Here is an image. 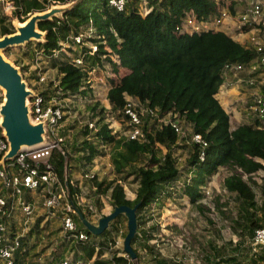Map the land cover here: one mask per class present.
<instances>
[{
	"label": "trees",
	"instance_id": "trees-1",
	"mask_svg": "<svg viewBox=\"0 0 264 264\" xmlns=\"http://www.w3.org/2000/svg\"><path fill=\"white\" fill-rule=\"evenodd\" d=\"M68 1L71 0H14L16 5L14 17L24 20L28 13L43 11L52 3ZM138 3L139 0H126L124 8L118 10L109 5L108 0H76L72 6L64 9L62 18L54 15L51 19L38 22V27L46 33L45 40L36 44L42 55L47 57L53 50L61 47L60 42L65 41L69 34L78 32L81 24L92 19L100 34L104 35L96 38L98 54L94 56L92 62L103 65L104 58L101 59L100 55L105 52L104 44L101 43L104 38L119 61L118 63L111 61L110 53L105 57V60L112 63V74L118 73L119 67L124 70L117 76L110 75L109 78L111 85L106 98L111 111L116 110L118 117L123 116L126 96H131L136 100L137 110L150 106L157 114H142L141 139L127 138L123 134L116 137L108 123L103 121L102 103L98 100H95V104L87 103L91 115L99 116L96 123L98 130L93 133L96 140L82 137L72 143H66L69 137L65 136V130L74 124L61 126L60 144L65 154L54 149L52 160L55 172L62 182L67 180L72 197L76 188L71 181L75 180L74 174L77 171L80 175L75 182L78 183L81 179L83 182L91 180L92 186L96 187L98 192L106 176L99 177L96 174L94 177L84 178L81 175L84 171H89L88 167L91 166L93 159L101 152L103 146L100 145L108 143L112 146L111 162L117 176V179L108 183V187H111V204L133 206L138 203L137 222L145 223L144 210L159 201L164 194H170L168 190H173L182 176L172 153L167 151L162 157H157L154 147L155 142L170 146L179 137V133L170 123H158V117L170 112L172 118L177 115L190 123L191 131L200 133L208 143L203 150L202 158L199 154V145L193 143V151L189 154L187 165V173L190 171L193 175L189 182L185 184L183 182L180 194L186 195L191 202L198 201L203 196L200 185L205 182V178L215 173L219 166L231 164L240 172L231 173L224 178L225 188L235 192L245 206H253L255 193L250 182L242 175L251 174L263 167L264 128L252 123H243L230 129L229 114L214 95L223 81V64L228 61L247 62L251 60L253 52L225 31H201L192 34L175 31V26L185 11L192 9L198 16L204 17L213 12L215 10L213 0H147L146 5L150 10L145 14L140 12ZM5 18L6 16L0 14V35L15 30L12 19ZM9 48L5 49L6 53ZM62 56L63 58L50 56L49 66L61 73L58 78L59 85L80 103L79 96L91 94V88L87 83L88 75L63 52ZM97 104L100 110L96 113ZM81 128L84 135H87L89 132L87 120ZM145 156L149 159L141 161ZM150 161L153 164H150ZM131 175H134L131 181L137 182V188L135 197L129 199L125 195L123 183L130 182ZM73 199L78 204L75 197ZM78 205L84 211V215L89 217L87 210ZM73 217L80 227L84 228L75 213ZM117 217L122 218L127 232L126 217L123 214ZM119 222L112 221L109 224L110 227L103 234L105 240L114 239L112 230ZM256 227H264V219L260 221L253 212H248L245 228L252 238ZM150 238L151 235L147 234L145 229H137L131 240L136 254L137 246L149 242ZM77 245L82 247L87 258L91 257L94 252L93 245H85L81 241H78ZM145 247L150 257L154 259L158 251L154 252L147 244ZM254 247L256 245H252L253 249ZM119 251L125 253L123 250ZM252 253L254 254L252 262L264 263V251L254 253L253 250ZM129 259V256L123 255H114L111 259L96 257L90 264H127ZM86 261L78 264H86ZM215 262L245 264L234 256L221 257ZM17 263L24 264L22 260ZM53 263V260L43 262L30 260L27 264Z\"/></svg>",
	"mask_w": 264,
	"mask_h": 264
},
{
	"label": "built area",
	"instance_id": "built-area-1",
	"mask_svg": "<svg viewBox=\"0 0 264 264\" xmlns=\"http://www.w3.org/2000/svg\"><path fill=\"white\" fill-rule=\"evenodd\" d=\"M125 2L126 0H109V4L119 10L124 8ZM8 3V8L16 7L14 0ZM215 4V10L206 17L198 16L192 9L185 11L176 24L175 31L192 34L226 29L231 30L233 37H241V43L253 52L251 60L225 62L222 71L225 79L231 76L230 79L238 83L240 109L247 121H256L264 127V0H247L243 7L235 13L227 4L221 5L217 0ZM149 10L150 8L144 6L143 12L142 10L140 12L147 13ZM227 24L230 25L228 28H226ZM99 37H104V35L100 34L95 22L90 19L80 25L78 32L69 34L65 41H61V47L53 50L49 56L59 57L62 52L65 53L86 71L87 83L90 84L89 74L105 66V57L111 52L110 46L107 47L103 38L101 43L104 44L105 52L100 55L101 59L104 58L103 65L92 62L94 56L98 54V45L95 41ZM37 79L40 82L45 81L48 90L44 93L34 91L29 98L28 107L32 121H44V142L33 146H22L12 158L2 161L9 142L3 128L0 131V264H18L17 262L21 260L23 263L34 260L35 257L29 255V250L41 243L40 237H45L42 231L51 235L49 233L54 229V225L59 230V240L51 237L49 243L43 241L48 244L47 249L49 248L48 252L51 253L50 256H44L48 257L47 260L55 261L53 264H72L74 244L78 241L83 244L95 242L92 235L80 228L73 217L75 210L68 199L66 180L64 182L60 180L54 170L55 164L52 160L54 149L61 150L65 154L60 144L62 137L59 135V128L62 126L64 115L74 96L63 89L57 79L49 80H53V86H49L50 82L47 81L45 75L39 74ZM135 101L131 96L126 97L123 116L119 119L123 135L127 138L141 139L142 114H156V112L154 113V109L150 106L137 110ZM235 109L232 107V110ZM158 120L164 124H172L175 130H182L181 125L173 120L169 113L158 117ZM97 122L92 119L87 120L92 133L98 130ZM191 138L193 142L199 144V154L202 158L203 150L208 144L207 141L197 132L192 133ZM88 168L89 171H84L82 177H94L98 174L95 166ZM71 184L76 188L73 197L77 202L83 204L87 211L96 210L97 204L93 200L86 201L83 198L79 191L81 187L74 179ZM101 214H97L96 217ZM63 240L68 242L66 249L68 254L55 259L52 252L56 251L57 243ZM95 244L97 251L101 244ZM115 244L108 241L103 245L105 251L102 255L111 258V248ZM253 244L264 248V227L255 228ZM79 261V259H74L75 263Z\"/></svg>",
	"mask_w": 264,
	"mask_h": 264
},
{
	"label": "rangeland",
	"instance_id": "rangeland-1",
	"mask_svg": "<svg viewBox=\"0 0 264 264\" xmlns=\"http://www.w3.org/2000/svg\"><path fill=\"white\" fill-rule=\"evenodd\" d=\"M11 0H0V14L6 16L5 19H13L12 21L19 20L14 17L13 9L16 7L8 8ZM76 0H71L65 3H52L51 6H67L70 7ZM216 0H214L215 2ZM221 5H229L232 12L235 13L243 7L246 0H217ZM147 0H139V9L143 12V7L146 5ZM66 7V8H67ZM58 16L62 18V14L58 12ZM30 13H28V16ZM13 17V18H12ZM220 27V26H219ZM44 31V30H43ZM231 31V30H227ZM45 39V34L41 41ZM37 39H31L30 42L23 43L21 45L8 46L7 52L4 49L5 54L14 61L21 70L23 78L27 86L34 91L45 92L47 91V83L45 81H38V75H45L47 81L50 79L58 80L60 77L59 71L56 68L49 66V58L42 55L39 51ZM108 47V45H107ZM108 49V48H107ZM37 51V52H36ZM39 51V52H38ZM111 61L117 62L118 57L114 52H110ZM56 57V56H53ZM59 58H63L62 54ZM111 62L105 61V66L95 70L91 75L89 74L91 94L84 97L79 96L80 103L75 99L71 101L70 107L66 110L62 126L74 124L73 127L65 130V136L69 137L66 143H72L76 139L82 137H88L96 140L93 137V133L89 130L87 135L82 132L81 126L88 119H92L95 122L98 121L99 116L91 115V109L87 107V103H94L95 100L100 101L104 107L103 121L108 123L111 131L115 133L116 137L122 135L123 130L119 117L116 115V110L111 111V106L106 98L107 90L110 87V75L117 76L124 70L119 67V72L112 74ZM228 78H232L229 76ZM49 86H53V80L49 81ZM227 82H230L228 79ZM226 85V84H225ZM232 86V85H231ZM240 87H236L229 99L228 104L224 109L229 114V127L230 129L236 128L238 125L247 123V119L241 112V102L238 91ZM230 92V91H229ZM228 92V93H229ZM127 97V96H126ZM3 100V91L0 89V103ZM86 103V104H85ZM231 104L235 106V110H232ZM96 113L100 110L99 105H96ZM79 111H82L80 114ZM249 119V118H248ZM73 120H76L74 122ZM184 120V119H183ZM185 121V120H184ZM254 123L255 121H250ZM160 123V121H158ZM183 123L182 130H176L179 133V137L175 143L170 146L164 144H158L155 142V152L157 157H162L167 151H170L176 159V164L182 176L180 182L173 188L168 190L170 194H164L156 201L150 208L144 210L146 218L145 223L137 225L138 228L145 229L147 234L151 235L149 242L143 245L137 246V253L135 258H130L127 264H156L150 257V253L146 250L147 244L154 252H157V258L165 260V264H216L215 261L221 257L234 256L242 263L245 264H264L262 261L252 262L254 254L264 251V248L254 247L253 238L249 235L245 228V224L248 221V212H253L254 216L260 221L264 219V164L256 172L251 174L243 173V178L250 182L251 187L255 193V204L253 206H245L242 200L237 196L235 192L227 190L224 186V178L231 173L240 172L239 169L231 164H225L219 166L215 173L205 178V182L200 185V191L203 194L201 199L196 202H191L187 196L181 195L180 187L183 182H189L191 180L192 172L187 173L188 169V157L193 151V141L191 134L192 125L190 123ZM0 126V131H1ZM79 146V145H78ZM101 149V152L93 159L91 166H95L98 170V176H106L102 188L96 192V187H92L91 180L78 181L81 187L80 193L86 201L93 200L97 205V209L91 211V214L97 215L100 213H108L112 210L110 191L111 187H108V183L117 179L111 162V145L105 143ZM148 157H142L141 161H147ZM143 162V163H144ZM149 162V161H148ZM150 164H153L150 161ZM100 169V170H99ZM105 170V171H104ZM104 171V172H103ZM80 173L77 171L74 174L75 180L79 179ZM187 175V177H185ZM134 175H131L130 182L123 183L125 193L128 198L135 197V191L137 188V182L132 180ZM117 181V180H116ZM119 181V180H118ZM111 186V185H110ZM127 191V192H126ZM81 205V204H80ZM84 207V205L82 204ZM101 206V207H100ZM85 208V207H84ZM86 209V208H85ZM120 215V214H119ZM116 216L112 221H120L116 223L113 229L114 238L117 239L116 246H113L111 250L113 253L123 250V239L126 233L125 225L122 218L117 219ZM111 221V223H112ZM119 228H123L122 232L118 235ZM116 231V232H115ZM45 235L44 238L40 237L41 243L32 247L29 250V255L34 256V260L43 261L47 260L50 256L48 244L50 238H57L59 240V230L55 228L47 235L45 231L41 232ZM97 238V237H96ZM96 238L94 240H96ZM105 239V236H104ZM64 240L57 243V248L54 254L55 259L68 254L66 251L68 242L64 244ZM47 245L46 247H44ZM118 248V250L116 249ZM122 253V252H121ZM125 254V253H123ZM73 259H80L81 262L85 260V253L82 248L76 244L73 245ZM126 255V254H125ZM152 255V254H151ZM28 262L24 263L27 264Z\"/></svg>",
	"mask_w": 264,
	"mask_h": 264
},
{
	"label": "water",
	"instance_id": "water-1",
	"mask_svg": "<svg viewBox=\"0 0 264 264\" xmlns=\"http://www.w3.org/2000/svg\"><path fill=\"white\" fill-rule=\"evenodd\" d=\"M66 7L51 6L43 11H33L24 20L12 21L15 27L13 32L0 35V89L3 91V100L0 103V126L9 142L7 151L2 156V161L12 158L22 146H33L43 143L45 140L44 121H32L29 116L28 101L34 94V90L27 86L20 68L4 53V49L8 46L21 45L31 39L41 41L46 31L38 27V22L51 19L54 15H59L58 12L62 14ZM65 187L70 204L79 220L88 232L94 235L103 234L109 223L119 214L126 217L127 232L123 239V250L130 258H135L136 252L132 247L131 240L137 231L136 208L138 203L133 206L128 204L115 205L111 211L93 222L86 218L71 197L67 180Z\"/></svg>",
	"mask_w": 264,
	"mask_h": 264
},
{
	"label": "clouds",
	"instance_id": "clouds-1",
	"mask_svg": "<svg viewBox=\"0 0 264 264\" xmlns=\"http://www.w3.org/2000/svg\"><path fill=\"white\" fill-rule=\"evenodd\" d=\"M214 1V0H213ZM247 1V0H246ZM246 1L244 2V4L246 3ZM108 3H109V0H108ZM214 4H215V2H214ZM110 5V4H109ZM145 6H147V5H145ZM215 6H216V4H215ZM117 9V8H116ZM15 10V9H14ZM13 10V11H14ZM119 10V9H118ZM122 10V9H121ZM142 13V12H141ZM142 14H145V13H142ZM221 31H225L226 33H228V34H230L231 35V32L230 31H227L226 29H220ZM216 31H218V30H216ZM196 33V32H195ZM232 36V35H231ZM233 37V36H232ZM234 39H235V37H233ZM236 40H238V39H236ZM239 40H241V39H239ZM238 40V41H239ZM241 42V41H240ZM41 51V50H40ZM62 54V53H61ZM65 54V53H64ZM69 57V56H68ZM106 61H108V60H106ZM110 62V61H109ZM118 63V62H117ZM222 75H223V81H222V83L219 85V87L220 86H223V87H225V84H227V80L229 79L230 80V82L233 80V81H235L234 79H230V78H226L225 79V76H224V74H223V71H222ZM225 80V81H224ZM223 82H224V84H223ZM229 82V83H230ZM223 84V85H222ZM235 84L237 85V87H239L238 86V83L235 81ZM219 87H218V90H219ZM217 90V91H218ZM216 91V92H217ZM216 94V93H215ZM214 94V95H215ZM239 95V94H238ZM240 96V95H239ZM215 97H216V95H215ZM217 98V97H216ZM218 99V98H217ZM219 101V100H218ZM220 103V102H219ZM220 105L223 107V105L220 103ZM232 107H235V106H233L232 104H231V108ZM223 109H224V107H223ZM226 111V110H225ZM227 112V111H226ZM167 113H169V116H170V112H167ZM171 117V116H170ZM172 118V117H171ZM173 120H175L179 125H181V128H182V125H183V123H185V125H187L186 124V121H184L183 120V118H180V117H178L177 115L175 116V117H173L172 118ZM188 123V122H187ZM247 123H252V122H250V121H247ZM252 124H255V125H257L259 128H264V127H262L258 122H254V123H252ZM171 126H173L172 124H170ZM174 127V126H173ZM175 129V128H174ZM192 135V134H191ZM196 143V142H195ZM198 144V143H197ZM199 145V144H198ZM199 148H200V146H199ZM125 186V185H124ZM69 189H70V187H69ZM124 192H125V189H124ZM127 192V191H126ZM125 195H126V193H125ZM126 197L128 198V195H126ZM130 199V198H129ZM74 200V199H73ZM76 203V202H75ZM77 204V203H76ZM78 204H80V203H78ZM77 204V205H78ZM79 206V205H78ZM114 207V206H113ZM84 208V207H83ZM81 209V208H80ZM85 209V208H84ZM82 210V209H81ZM86 210V209H85ZM82 212H83V210H82ZM84 213V212H83ZM75 214H76V212H75ZM105 213H103V214H101L100 216H102V215H104ZM100 216H98V217H96L95 219H89L88 217H86V218H88L89 220H91V221H93V222H96L97 221V219L100 217ZM82 223V222H81ZM111 223V222H110ZM109 223V224H110ZM79 224V223H78ZM82 225H83V223H82ZM79 226H80V224H79ZM83 227L84 228H82L84 231H86L87 233H89V234H91L92 235V237H93V239H95L96 237V240H95V242L94 241H91L90 243H86L85 245H93L94 246V252L92 253V255H91V257L90 258H87L86 256H85V260H87L86 261V264H90L91 263V261L93 260V259H95L96 257H100V258H108V259H111L114 255H123V256H129L127 253H125V254H123V253H121L120 251H117V253H113V251H111V253H112V257L111 258H109V256H103L102 254H103V252L105 251V249H104V247H103V245H105V244H107V242L108 241H111L112 243H114L115 242V239L116 238H114L113 240H105L104 239V233L103 234H99V235H94V234H92V233H90V232H88V230L86 229V227L83 225ZM110 227V225H108V227L106 228V229H108ZM81 228V227H80ZM105 229V230H106ZM122 230H123V228H119L118 229V231H117V233H118V235L122 232ZM105 232V231H104ZM116 232V231H115ZM112 233L114 234V231L112 230ZM95 243H100L101 244V246H100V248H99V250H95ZM76 245H77V243H76ZM253 245H255V244H253ZM114 246H116V244L114 245ZM258 247V246H257ZM82 248V247H81ZM83 251V250H82ZM124 251V250H123ZM84 252V251H83ZM130 258V257H129ZM74 259H76V258H74ZM74 259L72 260V264H78V263H80L81 262V260L78 262V263H75L74 262ZM55 262V261H54Z\"/></svg>",
	"mask_w": 264,
	"mask_h": 264
},
{
	"label": "crops",
	"instance_id": "crops-1",
	"mask_svg": "<svg viewBox=\"0 0 264 264\" xmlns=\"http://www.w3.org/2000/svg\"><path fill=\"white\" fill-rule=\"evenodd\" d=\"M230 25L229 24H227V26H226V28H228ZM235 39H241V37H236ZM240 41V40H239ZM232 85V86H231ZM237 87V85L235 84V81H231L230 83L229 82H227V84L225 85V87H223V86H220L219 87V90L216 92V97L218 98V100H219V102L222 104V105H224V106H226V105H229L227 102H228V100H230L229 99V97H230V95H231V93H232V91L235 89ZM230 91V92H229ZM229 92V93H228ZM84 212V211H83ZM87 213H88V218L89 219H93V218H95L97 215H94V214H91V212L90 211H87ZM154 261H155V263L156 264H165V260L164 259H162V258H157V256L153 259Z\"/></svg>",
	"mask_w": 264,
	"mask_h": 264
},
{
	"label": "bare ground",
	"instance_id": "bare-ground-1",
	"mask_svg": "<svg viewBox=\"0 0 264 264\" xmlns=\"http://www.w3.org/2000/svg\"><path fill=\"white\" fill-rule=\"evenodd\" d=\"M0 121H1V118H0Z\"/></svg>",
	"mask_w": 264,
	"mask_h": 264
}]
</instances>
